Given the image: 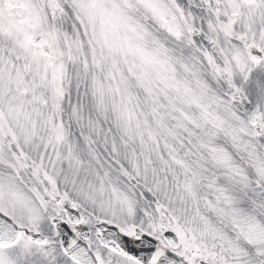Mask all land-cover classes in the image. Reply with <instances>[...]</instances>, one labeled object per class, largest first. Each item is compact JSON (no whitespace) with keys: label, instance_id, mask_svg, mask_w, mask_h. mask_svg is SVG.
I'll list each match as a JSON object with an SVG mask.
<instances>
[{"label":"snow or ice","instance_id":"obj_1","mask_svg":"<svg viewBox=\"0 0 264 264\" xmlns=\"http://www.w3.org/2000/svg\"><path fill=\"white\" fill-rule=\"evenodd\" d=\"M0 264H264V0H0Z\"/></svg>","mask_w":264,"mask_h":264}]
</instances>
